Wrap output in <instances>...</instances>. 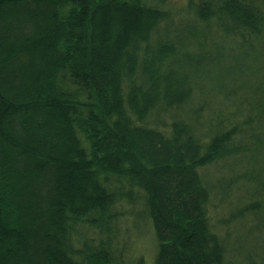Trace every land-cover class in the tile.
I'll return each instance as SVG.
<instances>
[{
	"label": "trees",
	"instance_id": "1",
	"mask_svg": "<svg viewBox=\"0 0 264 264\" xmlns=\"http://www.w3.org/2000/svg\"><path fill=\"white\" fill-rule=\"evenodd\" d=\"M165 2L0 0V264H143L142 257L126 262L124 247L113 242L117 209L124 196L133 199L132 188L144 193L157 244L153 264H240L227 258L210 226L216 188L198 171L232 158L230 186L244 182L250 197L262 198L238 210L236 220L259 214L264 166L243 170L239 162L260 154L250 131L264 109L235 103L239 120L227 124L218 113L197 137V126L182 121L166 126L165 135L139 125L157 105H190L206 71L202 53L191 55L181 35L170 42L167 29V42L151 44L159 25L169 28ZM187 5L193 34L215 20L223 36L238 38L242 48L251 43L250 51L263 35L264 0ZM124 78H134L125 93ZM214 89L213 98L231 102ZM113 179L126 180L128 192H118ZM218 197L219 207L227 204ZM252 228L260 230L258 223ZM247 260L263 264L260 256Z\"/></svg>",
	"mask_w": 264,
	"mask_h": 264
},
{
	"label": "rangeland",
	"instance_id": "2",
	"mask_svg": "<svg viewBox=\"0 0 264 264\" xmlns=\"http://www.w3.org/2000/svg\"><path fill=\"white\" fill-rule=\"evenodd\" d=\"M189 2L194 4L196 0H166L161 5V9L168 12L171 17L168 22L169 26L167 25L169 28L159 25L158 30L151 36V44L153 45L160 41L167 42L163 36L165 30L168 29L172 34L169 37L170 42L171 40H179V36L181 35V37L186 38L185 42H187V48L189 49L187 51L191 55L202 53L206 61L202 69L203 71L206 69V71L201 73L198 90H195L193 96L194 98L197 97V99L202 93L205 96H201L199 101L197 99L191 101L190 105L185 106L182 111H177L174 108L168 109L164 104L157 105L148 114L149 116L139 124L142 127L156 129L164 135L165 131L168 130L166 126L170 125L171 122L182 121L185 124L191 125L192 128L197 126L196 131H194L197 137L199 134H204L207 131L209 120L216 119L218 113H220L221 118L225 119L224 122L227 124L230 122L234 123V119L239 120L241 118V114H238L239 112L235 105L236 103L240 108V101L244 107H256L258 105L264 109V31L260 40L253 43L254 50L252 49V51H250L252 47L251 43L242 48V46L236 45L240 42L238 38L234 39L233 35L223 36L222 29L216 24L215 20L207 22L203 26L196 25L197 31L193 34L192 22L194 21V15L187 8ZM262 12L264 13V10ZM189 27L190 30L188 32L186 29ZM247 40L254 41L252 36ZM181 52L185 51L181 50ZM219 60L221 62H215ZM237 69L239 72L238 76L236 72L231 77L232 79L225 78L224 75L226 73L230 75L232 71H236ZM188 70L191 72V69ZM133 80L134 78H124L122 81L124 93L132 85L131 82ZM225 83H227V87ZM238 86H240V92ZM216 87L223 90L225 94L232 95L231 102L224 100L222 95L220 98H213L216 94L213 88ZM254 87L260 88L261 91H252ZM212 99L217 101V106H215ZM196 107H198L200 113L196 112L198 115L195 113L196 116L193 117L192 112ZM260 112L257 114H260ZM158 118L161 119L160 124L156 123L159 120ZM260 119L261 122L257 126L252 127L250 131L253 139L255 136L260 142V154L252 161H245L243 157L239 162L243 170L244 167L246 170V166L250 168V171L253 169L260 170L264 166V116L261 115ZM240 128L242 130L241 125ZM232 163H234L232 158H223L209 165V167L201 168L198 171V175L206 186L211 185L219 190L218 194L216 189H210V200L207 205L208 220H210L211 228H214L218 237L224 241V246L227 248L225 251L229 256L227 258H230L234 263L247 264L250 263L247 259L250 258L252 261L254 256H260L263 258L262 262L264 264V207L259 214H251L250 216V212H246L245 215H248L241 221L236 220L235 216L238 210H243L250 203L261 201L262 198L256 194H254L255 197H250L252 189L244 182L236 183L237 187L234 186V188L230 186L235 176L234 173H230L228 167L233 166ZM261 170L264 171V168ZM113 183L114 187L121 194L127 193L128 188H130L126 180L113 179ZM130 190L132 191L133 199L129 200L127 196H124L122 204L117 209L120 215L115 218V239L113 242L118 249L124 247V255L127 256L126 262H135L142 257L143 264H153L157 244L154 239L151 222H149L145 201H143L144 193L136 189L133 190V188ZM218 195H220L218 201L221 205L223 199L228 200L227 204L219 207L216 199ZM226 222L229 223L225 224ZM220 223H224L225 225L221 226ZM255 223H258L260 230L252 228ZM86 237L89 238V234Z\"/></svg>",
	"mask_w": 264,
	"mask_h": 264
}]
</instances>
